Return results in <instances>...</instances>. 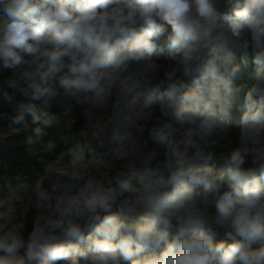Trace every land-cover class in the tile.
I'll list each match as a JSON object with an SVG mask.
<instances>
[{"label":"clouds","instance_id":"9594fccd","mask_svg":"<svg viewBox=\"0 0 264 264\" xmlns=\"http://www.w3.org/2000/svg\"><path fill=\"white\" fill-rule=\"evenodd\" d=\"M9 70L0 119L80 106L103 155L0 197V264H264V0H0Z\"/></svg>","mask_w":264,"mask_h":264},{"label":"trees","instance_id":"16d2710c","mask_svg":"<svg viewBox=\"0 0 264 264\" xmlns=\"http://www.w3.org/2000/svg\"><path fill=\"white\" fill-rule=\"evenodd\" d=\"M158 62L164 63L166 61L162 57ZM251 71V67L243 70L237 84L246 83L250 85L253 82ZM9 75H12L11 71L0 74L5 81ZM1 83L0 85L6 87L4 81ZM242 95L243 93H241V98ZM2 111L4 109L2 102H0V112ZM72 113L75 116V122L71 128H68L61 119L62 113L57 106L53 104L48 108L42 109L39 126L43 128L46 134L41 141L34 145H29L26 142L27 136L31 134V129L37 126L32 123V116L29 113L24 114L23 123L28 126L26 129L9 139H0V197H3L5 193L15 187L21 179H36L35 172L42 167L43 160H51L60 152L68 153L78 143L85 145L86 155L92 154V150L98 156L103 155V150L99 149L95 144H89L80 136L81 130L86 125V121L82 116V110L74 109ZM233 116L238 119L239 113L235 109L233 110ZM231 127L235 130V119ZM144 135L147 136V132ZM226 143L225 141V146L218 149V155L220 152L226 154ZM49 144L52 145L51 148H49ZM215 166L220 168L222 167V163L217 160ZM4 167L9 169L10 177L4 175ZM16 175L20 178L16 179Z\"/></svg>","mask_w":264,"mask_h":264},{"label":"rangeland","instance_id":"374dc122","mask_svg":"<svg viewBox=\"0 0 264 264\" xmlns=\"http://www.w3.org/2000/svg\"><path fill=\"white\" fill-rule=\"evenodd\" d=\"M11 71V70H9ZM12 75H9L8 78H10ZM5 83V80L0 76V84H2L1 82ZM55 106H57L60 110H61V119L63 120V122L66 124V126L68 128H71L75 122V116L72 113V110L74 109H78V110H82L80 106L77 105H72L70 110L68 108H66L65 106H62L60 104H54ZM26 129L24 127V123L22 122L19 125L16 124H12L10 119H0V136L3 138H11L13 136H16V134H18L20 131ZM4 171L6 176L10 175L9 169L4 167ZM10 177V176H9ZM16 179L20 178L18 175H16L15 177ZM34 183H35V179L34 180H25V179H21L16 185L15 187H13L12 189H10L7 193H5V195L3 197H8V196H12V195H18L21 196L23 198H27L29 195L33 194L34 191ZM19 219V216L17 217ZM28 228L30 230L31 228V223L29 221L28 223Z\"/></svg>","mask_w":264,"mask_h":264}]
</instances>
